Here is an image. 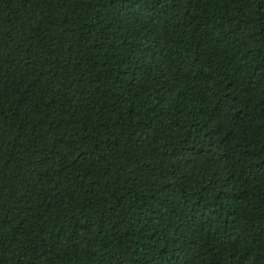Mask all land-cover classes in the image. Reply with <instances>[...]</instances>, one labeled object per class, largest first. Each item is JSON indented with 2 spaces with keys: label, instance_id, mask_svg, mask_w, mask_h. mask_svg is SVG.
Wrapping results in <instances>:
<instances>
[{
  "label": "trees",
  "instance_id": "16d2710c",
  "mask_svg": "<svg viewBox=\"0 0 264 264\" xmlns=\"http://www.w3.org/2000/svg\"><path fill=\"white\" fill-rule=\"evenodd\" d=\"M0 264H264V0H0Z\"/></svg>",
  "mask_w": 264,
  "mask_h": 264
}]
</instances>
